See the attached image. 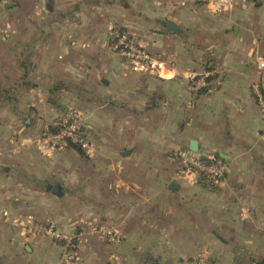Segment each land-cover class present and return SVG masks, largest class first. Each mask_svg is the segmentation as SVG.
Instances as JSON below:
<instances>
[{
    "label": "crops",
    "instance_id": "obj_1",
    "mask_svg": "<svg viewBox=\"0 0 264 264\" xmlns=\"http://www.w3.org/2000/svg\"><path fill=\"white\" fill-rule=\"evenodd\" d=\"M113 29L153 52L164 74L132 70L114 50ZM204 70L213 73L206 87L190 93L187 73ZM253 84L264 94V0L219 10L197 0L0 4V146L23 131L29 141L67 108L84 119L90 149L60 166L72 191L57 188L81 221L79 264H183L198 255L255 264L264 255L263 123ZM191 142L225 164L223 180L180 178L173 154L190 152ZM5 152L0 264H58L60 248L4 229L21 184L17 166L1 160L15 152ZM88 223L113 227L120 243L97 244Z\"/></svg>",
    "mask_w": 264,
    "mask_h": 264
},
{
    "label": "built area",
    "instance_id": "obj_2",
    "mask_svg": "<svg viewBox=\"0 0 264 264\" xmlns=\"http://www.w3.org/2000/svg\"><path fill=\"white\" fill-rule=\"evenodd\" d=\"M201 3L210 5L215 10L233 3H242L253 0H197ZM0 4H6V0H0ZM114 50L125 60L128 61L132 70L140 72H152L161 77L164 74L165 64L153 52L140 45L133 35L120 29L111 31ZM212 71L204 70L200 73L189 72L186 76L188 90L192 94H198L207 85V80L212 76ZM254 98L257 102L260 117L263 123L261 138L264 140V94L258 84H253L251 88ZM55 129L48 131L43 136L44 147L48 151H56L66 144L78 147L82 151H89L90 144L84 136V119L79 110L75 108L65 109L57 118L54 124ZM173 156L178 160L180 178L187 182H195L198 179L208 180L214 183L224 179L226 173L225 164L216 161L214 158H204L195 152H176ZM89 234L98 236L107 241L108 244H118L121 241V235L113 227L104 225L90 224ZM35 233L50 236L61 246V264H79V252L77 236L64 233L58 230L54 223L35 228ZM34 233V232H33ZM109 264H116L111 260ZM183 264H208L205 255L187 259Z\"/></svg>",
    "mask_w": 264,
    "mask_h": 264
},
{
    "label": "rangeland",
    "instance_id": "obj_3",
    "mask_svg": "<svg viewBox=\"0 0 264 264\" xmlns=\"http://www.w3.org/2000/svg\"><path fill=\"white\" fill-rule=\"evenodd\" d=\"M55 122L43 129L38 128L34 134V138H30L29 141H23L21 139L26 136V132L23 131L20 133L21 138L12 142H4L0 146V149L7 152H15L16 156L14 158L2 157L1 160L2 163H13L17 166V177L22 184L14 188L15 195L12 196L16 201L12 199L13 203L7 206L12 213L10 220L7 222L4 221L3 223L5 224L4 229L6 232L14 230L15 232L21 231L24 239L42 240L41 243H46L49 247H56L61 250L59 242H55L50 236L35 233L37 232L35 228L54 223L58 230H62V232L66 233V225L68 222L72 223L70 234L75 235V230L81 221H79V224L75 223L74 203H67L70 202L69 198L67 202H65L63 193L58 195L57 188H60L61 192H63L65 188V183L59 178L58 172L60 171L61 164H63V166L64 164L67 165V167H65L66 169L70 165L75 166L77 161L74 156H76L75 154L78 155L82 150L70 144H66L56 151H48L44 147L43 136L48 131H53L55 129ZM46 152H50L51 154L48 155ZM28 154H32V156H28ZM28 169L30 170L28 171ZM64 190L68 192L72 191L68 188ZM70 194L72 195V193ZM66 213H68V216L65 217ZM86 227L88 230L91 229L89 223L85 225V228ZM263 234L264 232H261V235ZM93 237L98 240L96 241L97 244H108L103 238H99L98 236ZM58 261V264H61V252ZM254 262L255 264H264V255Z\"/></svg>",
    "mask_w": 264,
    "mask_h": 264
},
{
    "label": "water",
    "instance_id": "obj_4",
    "mask_svg": "<svg viewBox=\"0 0 264 264\" xmlns=\"http://www.w3.org/2000/svg\"><path fill=\"white\" fill-rule=\"evenodd\" d=\"M197 144H196V142H191L190 143V151L191 152H197Z\"/></svg>",
    "mask_w": 264,
    "mask_h": 264
}]
</instances>
